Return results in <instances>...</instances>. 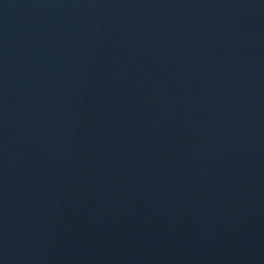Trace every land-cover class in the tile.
Returning a JSON list of instances; mask_svg holds the SVG:
<instances>
[{
	"label": "water",
	"instance_id": "obj_1",
	"mask_svg": "<svg viewBox=\"0 0 264 264\" xmlns=\"http://www.w3.org/2000/svg\"><path fill=\"white\" fill-rule=\"evenodd\" d=\"M0 264H264V0H0Z\"/></svg>",
	"mask_w": 264,
	"mask_h": 264
}]
</instances>
